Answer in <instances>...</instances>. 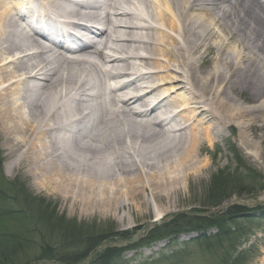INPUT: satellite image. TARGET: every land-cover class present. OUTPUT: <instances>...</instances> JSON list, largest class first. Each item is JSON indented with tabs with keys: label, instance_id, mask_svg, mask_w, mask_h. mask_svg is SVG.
Returning <instances> with one entry per match:
<instances>
[{
	"label": "bare ground",
	"instance_id": "1",
	"mask_svg": "<svg viewBox=\"0 0 264 264\" xmlns=\"http://www.w3.org/2000/svg\"><path fill=\"white\" fill-rule=\"evenodd\" d=\"M260 128L264 0H0L2 143L73 209L175 208Z\"/></svg>",
	"mask_w": 264,
	"mask_h": 264
},
{
	"label": "rangeland",
	"instance_id": "2",
	"mask_svg": "<svg viewBox=\"0 0 264 264\" xmlns=\"http://www.w3.org/2000/svg\"><path fill=\"white\" fill-rule=\"evenodd\" d=\"M239 103L252 105L244 98ZM228 131H223L220 137L214 134L211 143H204L199 158L208 163L209 171L202 181L187 183V190L175 208L152 206L139 212L124 208L117 213L73 209L64 195L38 189L25 166L7 155L0 132V248L12 251L13 244L20 240L18 234L24 233V250L16 255L19 261L58 264L39 258L42 247L56 245L53 238L56 236H51L52 227L62 223L64 230L71 229L82 240L91 238V243L94 242L90 251L80 252H85L80 264H91L96 253L107 246L123 249L121 258L112 264H260L264 259V130L248 132V147L242 146L238 131L237 134ZM250 154L258 155L259 159L254 161ZM12 166L14 169L10 170ZM222 176L227 177L229 183L227 181L223 190L222 187L218 190L215 184L222 182ZM222 196L225 197L222 205L212 207L215 199ZM235 208L236 214L226 225L235 233L227 248L209 249L205 243L195 242L198 234L191 232L177 236L179 238L142 244L152 240L150 233L155 227L177 215H220ZM18 214L27 221H17ZM11 237L18 239L13 240L15 242L6 240ZM132 246L135 248L131 249Z\"/></svg>",
	"mask_w": 264,
	"mask_h": 264
},
{
	"label": "trees",
	"instance_id": "3",
	"mask_svg": "<svg viewBox=\"0 0 264 264\" xmlns=\"http://www.w3.org/2000/svg\"><path fill=\"white\" fill-rule=\"evenodd\" d=\"M221 180L222 182L219 185L215 184V187L218 190L219 187H222L223 190V187L226 186L227 181L229 183V179L227 177L222 176ZM9 187L10 189H12V186ZM224 198V196L220 197L219 199L214 198L215 201L211 206H221L224 202ZM235 210L236 208L228 210L226 213L220 215L219 213H206L205 215L204 213L177 215L173 220L155 227L150 233L152 240L146 241L142 244H146L148 242L149 244L147 245H150L152 241H166L175 238L183 233L191 232L198 234L197 238L194 239L195 242H203L209 246V249H223L222 246L227 248V244H231L233 242V236L235 233L231 229H228L226 225L227 221L233 218V216L236 214L235 212L237 211ZM25 219L26 218H23L21 214H18L17 221L22 223L23 221H27ZM44 222L48 223V221L45 220ZM213 230H215L216 233L212 235L211 231ZM51 233V236H56H53V238H55L57 243L56 245L48 246L47 248L42 247L40 249L42 256L39 258V260L44 259L48 262H54L58 264H80L79 262L85 257V252H80L85 249H89L87 251H90L91 248L94 247V242L91 243V238L86 241L82 240L81 236H79L76 231H71V229L64 230V228L62 227V223H57V226L55 228L52 227ZM23 234H18L20 240L13 244L12 247L14 248L12 249V251L9 249L0 248V264H27L26 262L23 263L19 261V258H17L16 256L19 252L24 250V245L22 242V239H24ZM20 235L23 236V238L20 237ZM17 239V237H11L6 240L13 241ZM211 244L212 247H210ZM97 245H100V242H98ZM134 246H132L131 249L135 248ZM122 252L123 249L117 248L116 246H107L103 248L101 252L96 253L97 255L95 259L92 260L91 264H112L117 258H121L123 254Z\"/></svg>",
	"mask_w": 264,
	"mask_h": 264
}]
</instances>
